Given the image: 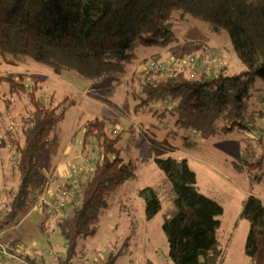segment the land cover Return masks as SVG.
<instances>
[{
    "label": "trees",
    "instance_id": "obj_1",
    "mask_svg": "<svg viewBox=\"0 0 264 264\" xmlns=\"http://www.w3.org/2000/svg\"><path fill=\"white\" fill-rule=\"evenodd\" d=\"M186 17L206 22L215 31H226L245 68L228 74L226 64L212 69L200 65L202 68H194L195 76L189 65H179L171 72L134 70L127 83L135 110L171 101L177 132L191 130L203 138L247 127V116L252 115L250 99L257 82L264 83V0H0V54L9 64L31 58L56 73L74 70L86 80H96L128 73L141 46H172L177 40L175 21ZM7 80L11 87L2 99L8 113L14 97L26 99L29 106L26 112L12 116L16 129L8 125L4 131L5 145L13 153L11 173L4 181L13 175L17 181L15 188L5 190L0 232L18 225L41 198L44 180L38 169L40 162L49 148L61 143L59 123L75 103L70 97L56 105L48 102L40 94V86L28 84L23 76ZM107 124L106 119L97 117L89 121L85 131V139L97 138L102 156L90 177L79 183L69 207L73 217L62 224L68 236L65 257L58 260L42 255L36 259L19 253L18 239H11L9 249L14 253L7 247L8 254L0 250L2 260L74 264L80 241L96 233L101 216L110 209L113 191L136 174V163L120 155L119 137L109 136ZM247 163L249 171L258 168L255 177L264 180V156ZM157 164L162 178L140 190V195L147 218L162 212L173 263L222 264L225 252L218 230L223 206L201 192L187 159L170 156L157 159ZM243 216L250 222L245 253L252 264H264V201L248 196ZM129 245L126 238L117 250L109 252L105 264H115ZM146 264L154 263L147 260Z\"/></svg>",
    "mask_w": 264,
    "mask_h": 264
},
{
    "label": "rangeland",
    "instance_id": "obj_2",
    "mask_svg": "<svg viewBox=\"0 0 264 264\" xmlns=\"http://www.w3.org/2000/svg\"><path fill=\"white\" fill-rule=\"evenodd\" d=\"M174 30L177 40L172 46H141L128 73L109 74L96 80H86L74 70L56 73L31 58L17 65L9 64L0 54V215L5 211L1 204L7 197L5 190L15 188L17 181L14 175L4 181L5 175L11 173L13 156L5 145L4 131L8 125L16 129L12 116L26 112L29 106L26 99L14 97L8 113L2 99L11 87L7 78L23 76L28 84L36 83L43 98L54 105L65 97L75 99L59 123L61 143L49 148L40 162L38 169L44 180L41 198L18 225L0 232V244L9 252H12L10 240L18 239L19 253L36 259L42 255L58 260L65 257L68 236L62 224L70 222L73 213L70 206L67 209L56 207V197L48 191L54 190L56 195L62 188L78 191L79 183L90 177L102 150L95 136L85 139V131L89 121L99 117L108 121L109 136L119 137L120 155L125 161H134L137 169L132 179L111 194L110 209L101 216L96 233L80 241L74 264H105L109 252L117 250L126 238H129L130 248L115 264H146L147 260L154 264H174L163 230L162 212L152 219L147 218L145 201L140 195V190L156 184L163 176L157 159L170 156L187 159L197 174L201 192L223 206L218 230L219 244L225 252L222 264H252L245 253L250 222L243 216V209L250 195L264 201V180L257 179L255 172L259 169L250 172L247 163L264 156V83L257 82L250 99L252 115L247 116V127L207 138L191 130L177 132L176 116L170 112L171 101L162 100L135 110L136 102L127 80L134 70L150 68L152 58L170 62L195 56L198 68L204 65L212 69L226 64L228 74L245 68L226 31H215L210 24L189 17L178 18ZM217 58L223 63L217 64ZM3 257L0 256V264H23L19 260H2Z\"/></svg>",
    "mask_w": 264,
    "mask_h": 264
},
{
    "label": "built area",
    "instance_id": "obj_3",
    "mask_svg": "<svg viewBox=\"0 0 264 264\" xmlns=\"http://www.w3.org/2000/svg\"><path fill=\"white\" fill-rule=\"evenodd\" d=\"M211 55V54H209ZM216 62L221 64L222 60L217 58ZM185 66L189 65V71H191V75L195 76V70L194 68L198 66L197 58L195 56H191L190 58L183 60L182 62H179L178 60H173L170 62H165L160 59L152 58L149 61V67L151 69H156L163 72H171L176 70L177 66ZM115 133H117V130H114ZM56 197V201L54 202V205L58 208L67 209L69 206L72 205L76 195L77 191L69 188H62L60 191L56 194H54ZM0 250L3 253L8 254L7 248L0 244Z\"/></svg>",
    "mask_w": 264,
    "mask_h": 264
},
{
    "label": "crops",
    "instance_id": "obj_4",
    "mask_svg": "<svg viewBox=\"0 0 264 264\" xmlns=\"http://www.w3.org/2000/svg\"><path fill=\"white\" fill-rule=\"evenodd\" d=\"M59 181V180H58ZM58 181H56V183L58 182ZM47 185H48V183H47ZM56 185V184H55ZM48 193H50L51 195H54L53 193H55V191L54 190H51V189H49V191H48ZM42 196V195H41ZM15 260H19L20 262H22L23 264H25L26 262H24V260L23 259H19V258H16V259H11L10 261L11 262H14Z\"/></svg>",
    "mask_w": 264,
    "mask_h": 264
}]
</instances>
